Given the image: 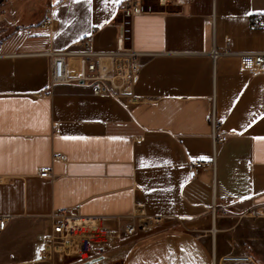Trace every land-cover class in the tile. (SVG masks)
I'll list each match as a JSON object with an SVG mask.
<instances>
[{
    "label": "crops",
    "instance_id": "0c3cea01",
    "mask_svg": "<svg viewBox=\"0 0 264 264\" xmlns=\"http://www.w3.org/2000/svg\"><path fill=\"white\" fill-rule=\"evenodd\" d=\"M20 1L39 6L7 14L0 40V264H82L47 252L60 210L120 234L102 264H212L214 240L218 256L264 257V218L241 216L264 205V74L244 71L236 56L209 55L214 46L264 52V27H252L264 20V0H177L137 17L132 46L152 55L119 98L83 85L50 89L46 53L114 51L124 0ZM106 66L124 73L127 60ZM213 99L229 136L215 152ZM213 158L214 169L191 176L190 160ZM44 166L52 178L39 176ZM214 200L227 212L215 234ZM139 210L164 225L121 234Z\"/></svg>",
    "mask_w": 264,
    "mask_h": 264
},
{
    "label": "built area",
    "instance_id": "2783aa9c",
    "mask_svg": "<svg viewBox=\"0 0 264 264\" xmlns=\"http://www.w3.org/2000/svg\"><path fill=\"white\" fill-rule=\"evenodd\" d=\"M174 1L177 0H124L116 14L118 47L114 51L100 52L86 49L83 51L56 50L46 53L51 60L50 89L59 85H83L90 87L93 93L98 96L108 95L114 98L122 96L130 81H135L137 78L141 68V59L152 55L139 52L132 46L135 19L139 16L159 13L161 7H166ZM52 21V15L47 14L43 25L48 27ZM252 27L263 28L264 20L259 19L253 22ZM89 42L88 39H84L81 43L89 46ZM2 48L3 42H0V51ZM209 55L214 62L220 57L236 56L244 71L252 74H264V52L236 53L229 49H217L214 46ZM74 60L77 64L73 62ZM118 60H127L126 72L120 73L107 69L106 63L115 64ZM206 121L211 129L210 136L215 152L217 145L225 144L229 139L223 123L219 119L215 99L212 100ZM54 133H60V129L55 128ZM59 158L60 155L55 154L54 160ZM214 168L215 158L210 162L190 160L188 164L192 177L199 176L204 169ZM39 176L52 178V167L40 168ZM216 208L217 203L214 200L211 207L214 222ZM241 216L264 218V205L256 206ZM6 223V218H0V231L4 230ZM164 223V217L148 215L139 210L126 220L121 227V234L133 236L136 233H148L163 226ZM51 225L52 231L47 239L49 251L64 256L78 255L82 264L98 258H102L101 262L103 263L108 259L107 251L113 247L114 239L120 237V234L113 235L111 230L102 224V220L83 218L69 210L53 213ZM71 247H75L76 251H72ZM83 255L87 256L83 258ZM212 264H260V262L256 257L247 253H228L218 256L214 240Z\"/></svg>",
    "mask_w": 264,
    "mask_h": 264
},
{
    "label": "rangeland",
    "instance_id": "374dc122",
    "mask_svg": "<svg viewBox=\"0 0 264 264\" xmlns=\"http://www.w3.org/2000/svg\"><path fill=\"white\" fill-rule=\"evenodd\" d=\"M38 6H39L38 1L30 2V1H20V0H3L0 3V40L3 39L6 36V32H8L7 23L10 20H8L9 18L7 17V14L12 13V11H14L15 9H19V8L22 9L25 7L38 8ZM226 213H227L226 209H224L220 205H217L214 216L216 217V220L219 222L220 220H222L224 214ZM208 217L210 218V220L213 219L212 212L208 214ZM86 256L87 255H83V258H85ZM258 260L261 262L260 264H264V257L258 258Z\"/></svg>",
    "mask_w": 264,
    "mask_h": 264
},
{
    "label": "water",
    "instance_id": "95a60500",
    "mask_svg": "<svg viewBox=\"0 0 264 264\" xmlns=\"http://www.w3.org/2000/svg\"><path fill=\"white\" fill-rule=\"evenodd\" d=\"M3 0H0V3L2 2ZM102 258H98V259H95L93 261H90V262H86L84 264H102Z\"/></svg>",
    "mask_w": 264,
    "mask_h": 264
},
{
    "label": "bare ground",
    "instance_id": "6f19581e",
    "mask_svg": "<svg viewBox=\"0 0 264 264\" xmlns=\"http://www.w3.org/2000/svg\"><path fill=\"white\" fill-rule=\"evenodd\" d=\"M215 225H216V222H214V220H213V233H214V234H215L216 231H217ZM71 248H72V247H71ZM47 252H49V247H48V246H47Z\"/></svg>",
    "mask_w": 264,
    "mask_h": 264
}]
</instances>
